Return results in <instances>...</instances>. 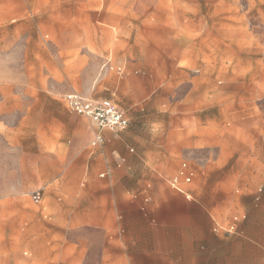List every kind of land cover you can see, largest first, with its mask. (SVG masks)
I'll return each mask as SVG.
<instances>
[{
	"label": "crops",
	"instance_id": "1",
	"mask_svg": "<svg viewBox=\"0 0 264 264\" xmlns=\"http://www.w3.org/2000/svg\"><path fill=\"white\" fill-rule=\"evenodd\" d=\"M34 4L0 6V264H264V113L258 134L244 138L230 163L216 119L207 126L192 113L172 130L148 119L171 109L167 39L111 40L88 12L84 22L52 29ZM54 79L68 82L43 81ZM68 94L111 101L128 126L98 131L70 109ZM97 134L102 141L91 145ZM181 159L194 173L186 159H202L196 169L211 176L233 166L257 175V204L217 219L205 199L216 182L201 184L195 199L192 183L190 199L170 185Z\"/></svg>",
	"mask_w": 264,
	"mask_h": 264
},
{
	"label": "rangeland",
	"instance_id": "2",
	"mask_svg": "<svg viewBox=\"0 0 264 264\" xmlns=\"http://www.w3.org/2000/svg\"><path fill=\"white\" fill-rule=\"evenodd\" d=\"M16 1L27 8L40 1L42 23L52 29L62 22H84L88 12L90 24H104L111 30V40L133 39L136 33L149 35L154 41L167 39L170 57L163 83L171 109L160 117L153 112L150 121L161 118L172 130L177 121L190 117L207 126L216 119L218 136L228 137L231 145L230 163L241 155L244 138L258 134L259 114L264 113V0H0V6L10 8ZM17 17L22 20L21 15ZM43 81L50 85L68 82ZM161 86L155 98H159ZM186 102H199L201 110L173 109ZM186 160L196 168L202 162ZM196 168L193 199L200 194L201 184L216 182L218 190L212 192V199H205L212 202L217 219L229 220L257 204L261 186L257 175L251 179L237 166L230 168L229 174L213 176ZM1 178L0 174V182ZM248 179L251 182L245 184Z\"/></svg>",
	"mask_w": 264,
	"mask_h": 264
},
{
	"label": "built area",
	"instance_id": "3",
	"mask_svg": "<svg viewBox=\"0 0 264 264\" xmlns=\"http://www.w3.org/2000/svg\"><path fill=\"white\" fill-rule=\"evenodd\" d=\"M66 101L70 109L78 115L88 118L98 129L121 130L128 126V119L119 107L109 100L92 101L81 97L78 94L66 95ZM102 141L100 134H97L91 145H96ZM193 170L186 161L181 162L176 174L170 179V185L177 192L184 195L186 199L191 198L186 187L192 183ZM34 203H39L42 198L41 191L32 192L30 195Z\"/></svg>",
	"mask_w": 264,
	"mask_h": 264
}]
</instances>
